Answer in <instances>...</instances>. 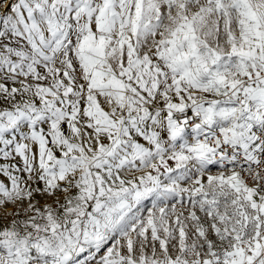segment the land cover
I'll use <instances>...</instances> for the list:
<instances>
[{
    "label": "snow or ice",
    "instance_id": "6c2138e0",
    "mask_svg": "<svg viewBox=\"0 0 264 264\" xmlns=\"http://www.w3.org/2000/svg\"><path fill=\"white\" fill-rule=\"evenodd\" d=\"M0 264H264V0H0Z\"/></svg>",
    "mask_w": 264,
    "mask_h": 264
}]
</instances>
